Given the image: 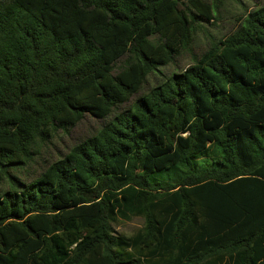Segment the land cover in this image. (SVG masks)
Wrapping results in <instances>:
<instances>
[{
  "label": "trees",
  "instance_id": "16d2710c",
  "mask_svg": "<svg viewBox=\"0 0 264 264\" xmlns=\"http://www.w3.org/2000/svg\"><path fill=\"white\" fill-rule=\"evenodd\" d=\"M224 1L0 0V264H264V5L195 54Z\"/></svg>",
  "mask_w": 264,
  "mask_h": 264
},
{
  "label": "rangeland",
  "instance_id": "374dc122",
  "mask_svg": "<svg viewBox=\"0 0 264 264\" xmlns=\"http://www.w3.org/2000/svg\"><path fill=\"white\" fill-rule=\"evenodd\" d=\"M210 5H213L215 0H205ZM264 5V0H225L220 6L217 20H213L211 24H206L207 33L199 35V41L194 47V53L202 54L205 49L207 37L221 38L234 31L240 22L241 17L248 12L253 11L259 6ZM192 62V54L185 53L178 59L174 66L165 69V73H172L175 70H182ZM98 124L88 118L75 128L70 134L63 135L55 140L54 146H51L48 151L44 152L45 158L50 161L56 160L59 154H64L68 150L90 136L96 129ZM142 227V220H134L129 223H121L116 226V231L119 234L127 236L133 235Z\"/></svg>",
  "mask_w": 264,
  "mask_h": 264
}]
</instances>
